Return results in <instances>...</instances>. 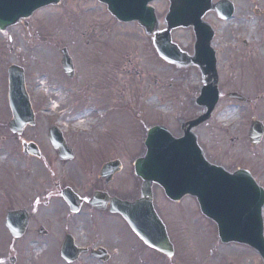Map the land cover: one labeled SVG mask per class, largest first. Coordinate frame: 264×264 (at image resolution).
<instances>
[{
    "label": "rangeland",
    "instance_id": "obj_1",
    "mask_svg": "<svg viewBox=\"0 0 264 264\" xmlns=\"http://www.w3.org/2000/svg\"><path fill=\"white\" fill-rule=\"evenodd\" d=\"M233 2L240 8L236 19L250 14L256 19L251 26L262 23L263 16L257 18L253 11L256 8L264 11V0ZM153 5L160 20L157 29L163 31L166 28L161 21L169 3L157 0ZM213 18L208 17L223 30L225 26ZM115 21L96 0H63L34 14L26 21L30 24L28 29L22 22L4 33L0 31V112L9 113L5 98L6 66L18 64L25 69L27 90L37 118L34 127L40 128L35 136L28 126V132L20 138L23 142L33 139L43 148L41 158H26L21 144L9 136V118L0 115V145L8 141L11 148L15 142L11 155L3 154L0 158L6 163L0 168L1 178L6 174L7 163L11 166V178H23L22 171L37 168L40 169L34 178H92L96 176V173L90 175L92 166L102 169L106 164L119 161L123 167L117 178H125L124 186L128 189L129 179L136 178L135 161L145 154L148 130L164 123L174 136L181 137L187 122L205 112L196 99L207 77L204 79L196 67L178 68L167 64L154 48V35L146 34L137 22L119 24ZM65 23L67 28H64ZM44 24L54 26L55 32L42 31ZM237 25L241 27L235 35L237 45L232 44V28H225L219 34L222 37L224 32L228 33L219 56L220 100L210 120L194 132L210 159L232 169L250 170L264 187V142L253 147L248 138L252 121L264 122V64L260 68L261 57L257 56H264V46L258 45L264 37L256 35L246 23L236 22L233 27ZM44 37L52 41L43 45ZM246 38L252 42L248 48L243 45ZM173 39L185 52L193 53L192 29L174 30ZM66 46L72 58L75 55V81L65 75L61 66L60 49ZM36 52L40 60L34 59ZM103 57L107 64L104 69L97 66ZM250 58H254L253 62ZM142 59L149 61V68L142 64ZM94 76L99 80L97 88L92 86L93 89L88 90L89 82L94 84ZM44 79L47 86L40 88ZM101 80L103 88L99 90ZM232 91L241 92L248 101L230 100L227 94ZM55 92L60 93L61 100ZM94 106L102 110V122L96 121L95 112L88 117L87 127L75 128L74 112L79 109L80 113H85ZM228 109L236 111L235 118L223 123L221 116ZM53 126H59L67 139L83 147L80 160L63 164L56 158L47 135ZM29 173H24L27 175L24 178L33 176ZM156 189L155 206L175 245L174 258L169 259L146 246L120 216L108 217L109 213L104 212V216H97L100 226H96L95 217L91 218L90 214L82 221L83 226L78 225L71 234L76 237L78 246L106 248L110 259L103 262L85 256L76 264H264L254 248L222 243L217 225L202 215L196 198L190 196L174 203L160 187ZM4 192L0 191V262L10 264L9 258L16 256V264H66L61 258L62 245L58 239L35 240L33 234L24 241L11 237L5 226ZM103 225L106 227H101ZM65 230L62 223L55 226V237L63 236Z\"/></svg>",
    "mask_w": 264,
    "mask_h": 264
},
{
    "label": "water",
    "instance_id": "obj_2",
    "mask_svg": "<svg viewBox=\"0 0 264 264\" xmlns=\"http://www.w3.org/2000/svg\"><path fill=\"white\" fill-rule=\"evenodd\" d=\"M60 0H0V28L16 24L20 19L31 16L34 11ZM108 5L109 11L121 21L137 20L148 33L158 25L153 0H100ZM171 5L165 18L168 29L156 34V46L161 56L178 65L194 64L202 68L203 74L216 78L208 86H203L197 100L207 107V112L189 123L185 136L175 138L166 128H153L147 139V153L135 164L136 174L142 178V193L135 202L112 200V211L121 213L134 231L145 241L169 257L174 255L166 228L154 207V184L163 187L166 195L179 201L185 195L197 198L202 213L218 225L219 237L224 243L238 242L255 248L264 259V188L247 170L229 172L221 166L210 163L198 144V137L192 129L210 118L219 100L217 86V60L211 47L214 30L203 21L210 10L219 11L222 18H230L234 7L227 0L213 4L212 0H170ZM193 26L197 42L195 55L187 59L179 47L172 43L171 31L178 27ZM63 66L69 76L73 75L72 60L63 50ZM10 73V100L14 111V121L10 124L14 131H21L27 123H33L34 114L24 86V73L12 66ZM231 98H240L238 93ZM54 144L62 155L71 158V150L64 144L61 134L52 131ZM264 125L254 122L250 139L254 145L261 142ZM118 169V162L107 164L102 175L110 178ZM103 200L99 198L97 202ZM107 202L105 198L104 203ZM26 220L16 213L9 214L7 226L19 238L23 235ZM66 250V248H65ZM63 255L72 260L69 252Z\"/></svg>",
    "mask_w": 264,
    "mask_h": 264
},
{
    "label": "flooded vegetation",
    "instance_id": "obj_3",
    "mask_svg": "<svg viewBox=\"0 0 264 264\" xmlns=\"http://www.w3.org/2000/svg\"><path fill=\"white\" fill-rule=\"evenodd\" d=\"M233 1V0H232ZM235 5V11L232 15V18L229 20H221L218 18L217 14L215 12H211L208 14L207 18L210 16H213L214 20H217V22L221 25H224L223 30L226 28H232V33L234 34V37L232 38V44L235 43L237 45V41L235 40V35L238 32V30L241 29L239 25L237 27H233L236 22L240 23H246L248 27H250L251 31L255 30L256 35L262 34L264 37V11L260 10L259 8H256L255 12L253 13L256 15L257 18L259 16H263L262 23L256 24L255 26H251L250 24L254 22L256 19L252 17L250 14H244L241 15V17L237 18L238 12H240V8L234 3ZM249 9V8H247ZM232 21V23H231ZM230 25H226L229 24ZM44 23V22H43ZM232 24V25H231ZM23 25L26 29L30 27V24L27 22H23ZM34 28H38V26H33ZM214 27L216 28V34L213 39L212 45L216 50L218 63H219V56L220 52H222V48L225 47V42L227 40V32H224V35L221 37L219 34L223 30L218 26L214 24ZM237 28V30H236ZM46 30V25L44 24L42 27V31ZM252 33V32H251ZM228 34V33H227ZM247 40H243V45L245 48H248L250 46L251 40L246 38ZM264 38L262 40L260 39L258 45L264 46ZM219 48H216L215 45ZM223 46V47H221ZM233 46V45H232ZM259 50V48H258ZM260 58L259 64L260 68L262 66V63L264 64V56L257 55ZM105 57L102 58V61L99 62L97 66L101 68H106L107 64L104 60ZM254 58H250L249 60H253ZM247 60V61H249ZM253 62V61H252ZM258 65V64H255ZM75 81V79L73 80ZM99 80L96 79V76H94V84L87 86L88 90H92V86H95L97 88V83ZM101 86L98 87L99 90L102 89L103 83L102 80L100 81ZM90 87V88H89ZM1 103V102H0ZM7 115V118L12 117V112L9 111V113L0 112V115ZM264 123V122H263ZM36 125V124H35ZM34 125V126H35ZM34 126L31 127V131H33L32 134H39L40 128H36ZM11 133L9 134L10 138H13L16 140V142H19L21 144L22 154L27 157H33L34 159H39L43 156V148L42 145L36 142L35 140L31 139H25L23 142L20 138V136H24L28 132V126H26L22 132H14L8 127ZM48 132V131H47ZM48 140L50 143V146L53 148V150L56 152V158L61 161L63 164L68 163H75L78 160L81 159L83 154V147H80L76 142L69 140L65 137L67 145L72 149L73 153V160L71 161H65L61 155L58 149L54 147L52 144L49 134ZM36 136V135H35ZM26 143V144H25ZM10 142L3 141L0 145V158L3 156V154L10 156L12 149H15L13 146L15 144L12 143L11 148L9 146ZM32 144V149L25 148V145ZM7 146V147H5ZM20 149V148H19ZM82 151V154H81ZM14 160V159H13ZM215 163L219 164L217 161L212 160ZM6 163L2 162L0 160V168H2V165L4 166ZM222 165V164H220ZM10 163H7L6 168L4 172L6 174L4 175V178L0 177V191L4 190L5 194V204L4 207L5 212H16L19 211L22 214H26L30 217L28 228L25 234V237L22 239L23 241L26 239V237L29 234H33L35 237V240H39L42 237L45 238H51L52 240L58 239L60 241V244L63 245L66 237L71 234V230L78 227V225H82V221L85 220L88 215L91 214L95 217L96 226H100V220L97 219L98 214H101L100 216H104V212H108L109 216H116V215H110L112 212L110 211L111 203L108 202L107 204L104 203L106 207L104 209H99L98 205L95 204V198H101L105 199L107 198H120L128 201H133L136 198H138L141 195V185H142V179L141 178H130L129 184L130 188L126 189L124 186V180L125 178H104L100 174V169L92 166V169H90V175L91 173H96V176L89 178H34L36 176V173L38 172V169H32L30 171H22L24 173L32 174L33 176L31 178H24L27 177V175L23 174V178H11L12 172L10 170ZM50 168L52 170V165H50ZM232 171V166H228ZM22 174H19L20 176ZM3 184V185H2ZM158 186V185H157ZM155 186V190L156 187ZM158 188V187H157ZM2 189V190H1ZM66 195L73 196L76 200V204L80 205V209L78 211H75L71 204L67 201ZM95 199V200H94ZM101 208V207H100ZM58 213L62 214L61 216L57 217ZM103 214V215H102ZM86 217V218H85ZM64 224L66 226V232L63 236H60L59 238H56L54 235V228L58 224ZM101 227H106V225H103ZM43 231V233H42ZM44 234V235H43ZM72 235V234H71ZM75 239V243L77 244V239L73 235ZM88 247V253H86L84 256L79 258L77 262L78 263L83 257L85 256H93L92 251L96 248L93 246H86ZM96 259V258H94ZM16 264L18 259L15 256V258H10L9 262ZM2 264V263H1ZM72 264V263H69Z\"/></svg>",
    "mask_w": 264,
    "mask_h": 264
},
{
    "label": "bare ground",
    "instance_id": "obj_4",
    "mask_svg": "<svg viewBox=\"0 0 264 264\" xmlns=\"http://www.w3.org/2000/svg\"><path fill=\"white\" fill-rule=\"evenodd\" d=\"M51 60V59H49ZM143 61L142 64L143 65H148L149 61H147L146 59H142ZM148 67V66H147ZM149 68V67H148ZM163 72L165 73L166 70H163ZM208 81V80H207ZM47 86V82L44 79V82L41 83V87L40 88H44ZM40 91V90H39ZM55 95L57 96V99L61 100V95L60 93H56ZM59 106V105H58ZM93 114V111H86L85 113L83 112L81 115L77 116L76 118H74L75 121H77V123L75 124V128L80 127V129H84L85 127H87L89 124L88 122V117L91 116ZM102 112H100V116L102 117ZM236 115V111L228 109L227 111H225L222 116H221V121L222 122H227L230 121L231 119L235 118ZM101 122H102V118H101Z\"/></svg>",
    "mask_w": 264,
    "mask_h": 264
}]
</instances>
